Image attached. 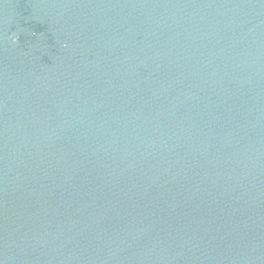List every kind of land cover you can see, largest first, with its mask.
<instances>
[{"label":"water","instance_id":"1","mask_svg":"<svg viewBox=\"0 0 264 264\" xmlns=\"http://www.w3.org/2000/svg\"><path fill=\"white\" fill-rule=\"evenodd\" d=\"M0 264H264V0H0Z\"/></svg>","mask_w":264,"mask_h":264}]
</instances>
